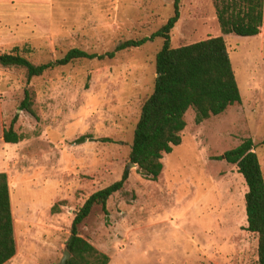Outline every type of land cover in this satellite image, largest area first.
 Instances as JSON below:
<instances>
[{
	"label": "rangeland",
	"instance_id": "obj_1",
	"mask_svg": "<svg viewBox=\"0 0 264 264\" xmlns=\"http://www.w3.org/2000/svg\"><path fill=\"white\" fill-rule=\"evenodd\" d=\"M174 1L0 0V55L18 48L40 65L74 48L111 52L160 29ZM214 37L226 42L241 103L198 125L190 108L182 143L163 155L158 179L130 168L108 215L92 209L79 234L109 264H257L258 239L246 230L247 186L235 165L217 158L250 138L264 177V17L255 37L224 35L214 0H183L171 47ZM162 46L157 38L112 60L76 61L30 80L25 70L0 66V173L8 178L16 244L6 264L61 263L80 207L129 165ZM26 89L33 115L20 110ZM16 116L21 140L7 144L3 133ZM82 136L91 138L74 144Z\"/></svg>",
	"mask_w": 264,
	"mask_h": 264
},
{
	"label": "trees",
	"instance_id": "obj_2",
	"mask_svg": "<svg viewBox=\"0 0 264 264\" xmlns=\"http://www.w3.org/2000/svg\"><path fill=\"white\" fill-rule=\"evenodd\" d=\"M183 0L174 1V13L167 22L149 37L127 40L104 54L88 53L78 48L70 49L62 58L35 65L20 55L15 48L0 55L2 68L25 70L28 80L41 77L47 71L68 66L76 61L112 60L122 51L140 48L157 38L163 40L162 48L155 56V80L152 94L141 106L138 122L133 132L129 163L145 180L156 181L163 165L162 158L173 147L182 143L181 132L186 128L185 114L192 108L195 124L223 114L230 106L241 103V95L232 68L227 45L223 37L208 38L178 48L171 47V33L180 19ZM217 21L224 35L255 37L263 25L264 0H214ZM21 111L33 115L28 89L24 91ZM16 116L3 140L17 144L21 138L14 132ZM90 136H82L74 144H82ZM108 141V140H105ZM235 165L247 186L244 196L247 231L255 234L257 264H264V177L254 143L248 138L237 147L217 158ZM129 178L124 170L121 179L92 194L76 213L65 249L70 258L65 264H109V257L97 250L79 234L78 227L91 214L95 206L108 215L107 202L120 192ZM57 205L51 209L57 212ZM16 254L13 217L8 178L0 173V264H6Z\"/></svg>",
	"mask_w": 264,
	"mask_h": 264
},
{
	"label": "water",
	"instance_id": "obj_3",
	"mask_svg": "<svg viewBox=\"0 0 264 264\" xmlns=\"http://www.w3.org/2000/svg\"><path fill=\"white\" fill-rule=\"evenodd\" d=\"M157 77H158V75H157ZM130 168H134V169H136L137 167H136L135 164L129 163V165H128V167H127V170H129ZM69 258H70L69 253H68L67 251H65L64 254H63V258H62L60 264H65L66 261H67Z\"/></svg>",
	"mask_w": 264,
	"mask_h": 264
},
{
	"label": "crops",
	"instance_id": "obj_4",
	"mask_svg": "<svg viewBox=\"0 0 264 264\" xmlns=\"http://www.w3.org/2000/svg\"><path fill=\"white\" fill-rule=\"evenodd\" d=\"M31 2H33V3H39V2H34V1H31ZM30 3V2H29ZM26 4H28V3H26ZM10 200H11V196H10ZM12 205V204H11ZM11 210H12V206H11ZM12 217H13V215H12Z\"/></svg>",
	"mask_w": 264,
	"mask_h": 264
}]
</instances>
